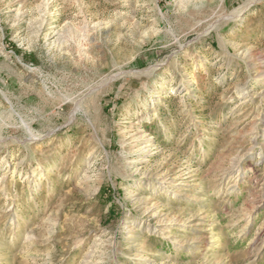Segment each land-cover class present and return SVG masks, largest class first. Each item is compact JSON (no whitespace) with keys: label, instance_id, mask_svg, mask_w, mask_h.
I'll list each match as a JSON object with an SVG mask.
<instances>
[{"label":"rangeland","instance_id":"374dc122","mask_svg":"<svg viewBox=\"0 0 264 264\" xmlns=\"http://www.w3.org/2000/svg\"><path fill=\"white\" fill-rule=\"evenodd\" d=\"M0 264H264V0H0Z\"/></svg>","mask_w":264,"mask_h":264}]
</instances>
